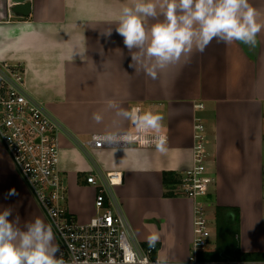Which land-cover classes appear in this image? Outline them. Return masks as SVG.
<instances>
[{
    "label": "crops",
    "instance_id": "1",
    "mask_svg": "<svg viewBox=\"0 0 264 264\" xmlns=\"http://www.w3.org/2000/svg\"><path fill=\"white\" fill-rule=\"evenodd\" d=\"M28 2L30 12L24 16L12 11L13 0H0V63H21L27 91L61 124L58 166L69 212L87 222L96 213V189L87 175L121 172L122 183L113 194L133 242L155 243L158 258L185 264L195 201L164 196L163 176L192 166L193 124L200 116L212 178L207 217L213 208V224L209 247L197 258L202 264H264V31L255 48L213 40L190 62L159 71L153 79L130 67L132 53L115 30L122 8L132 0ZM250 3L264 20V0ZM109 29L111 35H105ZM109 101L161 114L165 150L136 142L90 143L94 135L135 134L129 122L116 116L117 108L108 107ZM94 112L102 114L100 123L92 119ZM12 189L15 195L9 194ZM217 206L237 211L235 236L251 260L216 257ZM4 209H11L8 219L18 220L22 229L36 217L50 225L0 140V211Z\"/></svg>",
    "mask_w": 264,
    "mask_h": 264
},
{
    "label": "built area",
    "instance_id": "2",
    "mask_svg": "<svg viewBox=\"0 0 264 264\" xmlns=\"http://www.w3.org/2000/svg\"><path fill=\"white\" fill-rule=\"evenodd\" d=\"M202 109V104L196 105ZM61 124L33 98L25 87L21 63H0V140L16 170L25 180L54 231L66 264H171L158 258V246H141L131 238L130 226L117 210L113 188L122 183L121 172L103 176L89 174L87 183L96 189V209L87 222H80L63 204L65 187L59 170ZM206 130L200 116L193 124L192 166L178 174L176 195L194 202L193 241L185 264H202L197 254L209 247L211 231L207 196L212 178L205 163ZM135 135V134H133ZM107 135H94L90 143L105 147L125 142H109ZM137 144H143L137 140Z\"/></svg>",
    "mask_w": 264,
    "mask_h": 264
},
{
    "label": "clouds",
    "instance_id": "3",
    "mask_svg": "<svg viewBox=\"0 0 264 264\" xmlns=\"http://www.w3.org/2000/svg\"><path fill=\"white\" fill-rule=\"evenodd\" d=\"M116 24V32L132 53L130 67L142 69L153 79L159 71L190 62L213 40L255 48L258 35L264 31V20L250 0H132L131 6L122 8ZM105 35H111V29ZM108 107L117 108L116 116L135 130V135L130 131L110 133L106 137L109 142L139 140L154 144L158 151L165 150L161 114L124 109L111 101ZM92 119L100 123L103 116L94 112ZM9 194L15 195V189ZM11 215V209L0 211V264H66L62 256L57 257L60 247L54 243L51 225L36 217L22 229L18 220L8 219Z\"/></svg>",
    "mask_w": 264,
    "mask_h": 264
},
{
    "label": "trees",
    "instance_id": "4",
    "mask_svg": "<svg viewBox=\"0 0 264 264\" xmlns=\"http://www.w3.org/2000/svg\"><path fill=\"white\" fill-rule=\"evenodd\" d=\"M166 192L164 196H175L174 187L178 183V175L164 172L163 176ZM230 211L234 212V217H230ZM238 216L234 208L217 206L215 211L216 224V257L219 259L231 260H251L253 255L242 253L239 249L236 234L238 231ZM200 258V257H199Z\"/></svg>",
    "mask_w": 264,
    "mask_h": 264
},
{
    "label": "water",
    "instance_id": "5",
    "mask_svg": "<svg viewBox=\"0 0 264 264\" xmlns=\"http://www.w3.org/2000/svg\"><path fill=\"white\" fill-rule=\"evenodd\" d=\"M14 6L12 11L15 13H21L24 16H27L30 12V3L28 0H13Z\"/></svg>",
    "mask_w": 264,
    "mask_h": 264
},
{
    "label": "rangeland",
    "instance_id": "6",
    "mask_svg": "<svg viewBox=\"0 0 264 264\" xmlns=\"http://www.w3.org/2000/svg\"><path fill=\"white\" fill-rule=\"evenodd\" d=\"M205 163H207V160H206V153H205ZM212 209H213V208L208 209V211H209V212H208V213H209L208 215H209V217H210V218H209V228H210V230L212 229V224H213V219H212V218H213V217H212Z\"/></svg>",
    "mask_w": 264,
    "mask_h": 264
}]
</instances>
